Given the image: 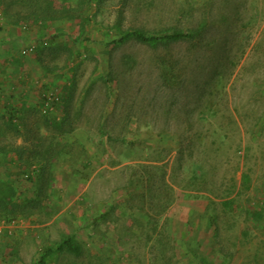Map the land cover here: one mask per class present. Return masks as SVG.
I'll list each match as a JSON object with an SVG mask.
<instances>
[{"label": "rangeland", "instance_id": "1", "mask_svg": "<svg viewBox=\"0 0 264 264\" xmlns=\"http://www.w3.org/2000/svg\"><path fill=\"white\" fill-rule=\"evenodd\" d=\"M71 235L46 264H264V0H0V264Z\"/></svg>", "mask_w": 264, "mask_h": 264}, {"label": "trees", "instance_id": "2", "mask_svg": "<svg viewBox=\"0 0 264 264\" xmlns=\"http://www.w3.org/2000/svg\"><path fill=\"white\" fill-rule=\"evenodd\" d=\"M195 36V32L185 33L183 31L172 34L167 33L162 35H149L142 30L133 29L126 31L121 35L119 39L113 42L122 44L129 40L135 39L142 43H160L165 41L193 39ZM64 252H69L76 256H80L82 254V246L77 242L76 238L73 235L65 237L59 244L55 246L47 247L44 253L39 257L36 264H46L48 258Z\"/></svg>", "mask_w": 264, "mask_h": 264}]
</instances>
